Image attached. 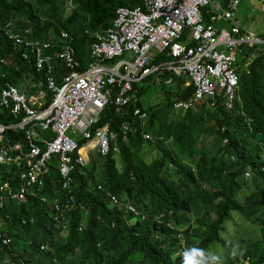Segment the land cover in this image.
Wrapping results in <instances>:
<instances>
[{
	"label": "trees",
	"instance_id": "trees-1",
	"mask_svg": "<svg viewBox=\"0 0 264 264\" xmlns=\"http://www.w3.org/2000/svg\"><path fill=\"white\" fill-rule=\"evenodd\" d=\"M68 2L73 9L66 16ZM142 5V0H0V92L6 81L27 96L47 90L44 71L36 70L30 50V59H23V50L7 35L8 24L14 33L30 30L29 40L61 48V33L71 34L83 71L92 62L95 40L91 34L109 28L119 8ZM57 49L46 54L53 55ZM163 59L158 56L154 64ZM55 64L56 82L60 83L65 67L61 60ZM238 65L239 90L232 108L219 98L197 102L186 110L176 109L179 101L192 97V88H183L184 78L167 71L158 73L146 84L136 86L137 95L131 104L119 111L113 105L105 108L93 129L109 125L116 140L107 156L95 152L85 167L75 165L70 189H62L58 159L54 158L43 188L29 194L27 202L18 204L11 198L2 201L0 191V232L7 244L0 239V264H5L3 260L12 262L15 253L26 264H73L72 257L92 264H119L114 254L126 251H139L154 264H181V258H174L180 232L190 240V246L207 249L211 243L225 245L222 221L230 211L239 210L251 220L264 208V201L260 205L238 203L234 192L243 183L247 169L264 168V46L242 47ZM170 77L173 83L166 84ZM157 82L164 97L160 102L165 106L158 102L145 105L143 94ZM137 108L147 113L145 126L134 116ZM0 121L10 123L14 119L1 115ZM124 124L129 125L128 130ZM147 134L152 140L145 138ZM5 137L12 143L23 142L24 132L8 130ZM153 154L154 158L148 159ZM17 172L15 167L0 164V187L8 179L17 180ZM56 200L67 225L65 238L61 236L64 227L55 220L58 212L51 205ZM126 206L133 207L138 215L127 213ZM100 220L106 229L115 220L118 227L94 239L101 246L98 255L86 247L93 229L89 226H96ZM255 222L264 231V213ZM116 239L121 248H114ZM249 246L252 264H264V233Z\"/></svg>",
	"mask_w": 264,
	"mask_h": 264
},
{
	"label": "built area",
	"instance_id": "built-area-1",
	"mask_svg": "<svg viewBox=\"0 0 264 264\" xmlns=\"http://www.w3.org/2000/svg\"><path fill=\"white\" fill-rule=\"evenodd\" d=\"M142 1L141 7L119 8L109 28L91 34L95 40L92 62L83 71L71 34L61 33V48L29 40L30 30L14 33L8 24L7 35L23 50V59H30V50L36 70L44 71L47 90L27 96L6 81L0 92V116L14 119L10 123L0 121V164H18L15 168L19 169L17 180L8 179L1 185L2 201L11 198L23 203L35 189L40 191L54 158L58 159L62 189H70L75 165L85 167L93 151L107 156L116 140L109 125L93 129L105 108L113 105L119 111L134 102L136 86L153 75L167 71L185 79L183 88H192V97L179 101L176 109L186 110L197 102L219 98L228 108L233 107L239 90L242 47L264 46V33L249 31L239 19L240 0ZM254 10L264 13V0ZM222 22L228 28L217 25ZM57 47L60 50L53 55L46 54ZM158 56L165 59L154 64ZM57 60L65 67L60 83L55 76ZM251 60L252 55L247 57ZM173 81V77L165 80L166 84ZM134 116L145 126L146 112L137 108ZM128 128L124 124V130ZM8 130L23 131V142L9 141L5 137ZM80 141L85 143L80 146ZM115 150L119 152L118 146ZM42 201L47 202V198L42 197ZM53 204L58 212L55 219L59 220L62 207L57 200Z\"/></svg>",
	"mask_w": 264,
	"mask_h": 264
},
{
	"label": "clouds",
	"instance_id": "clouds-1",
	"mask_svg": "<svg viewBox=\"0 0 264 264\" xmlns=\"http://www.w3.org/2000/svg\"><path fill=\"white\" fill-rule=\"evenodd\" d=\"M146 139L152 140V137L151 139L149 138ZM242 178H243L242 180L243 183L241 184L240 188L234 191L237 194V198H238L237 202L238 203L241 202L243 204H246L247 202H252V203L257 202L258 205H260V203L264 201V168H262L261 170H259L258 168L256 169L249 168L244 172ZM249 178H252V181H248ZM51 205L54 204L52 203ZM126 212L138 215V212L131 206H126ZM263 213H264V208H262V211L259 215H252V219L250 220L247 219L243 213H240L239 210L234 209L232 212L230 211L229 215L225 217L226 220L222 221V223H224L222 227L223 231L221 229V236L225 234V236H227L229 240L223 238L226 241V244L223 246L217 244L221 248L220 253H218L213 249V246L216 245V243H211L210 246L207 247V249L196 245L190 246L189 245L190 240L186 241V239H184L185 235L182 232L178 233L177 237L180 238L181 240L180 242L176 243L177 247L174 253V258H181V264H252V257L248 255V254H252L251 246H249V244L251 243L252 245V243L257 238L263 237L264 231L260 230L261 228L260 223L255 222L259 217L262 216ZM240 220L246 222L249 228L250 226H254V229L252 231L254 237L242 241H238L237 239L236 240L234 239L231 242L230 240L234 237V234L231 229L226 227V223L232 222L235 226H237V223ZM56 221L58 222L57 223L58 225L63 226L64 229L67 230V225L64 224L63 212L59 220ZM31 222H33V220H31ZM132 222H135V219L134 221L132 220L128 223L131 224ZM117 224L118 223L116 220L114 222L111 221L110 228L108 229L104 227V224H102L101 220L98 224H96V226L90 225L89 227L93 228L90 233L91 241L86 248L90 252H96L99 255V253H101L100 252L101 246L94 239H99L101 236L110 234L115 229H117L118 227ZM126 225L130 226L128 224ZM79 230L82 231V233L85 232L83 231L82 227H80ZM0 239H2V243L4 245H7L3 241V235L1 232H0ZM122 246L123 245H121V243L116 239V245L114 246V248H121ZM41 248L44 249L43 246ZM114 255L119 260V264H154L150 261L149 258H145L144 256H142V253L139 251H136L135 253L126 251L125 253L121 252L120 254H114ZM70 259L72 260L71 262L73 264H92V261L90 260L79 261L74 257ZM3 262L5 264H26L18 253L14 254V260L12 262H9V260H3Z\"/></svg>",
	"mask_w": 264,
	"mask_h": 264
},
{
	"label": "rangeland",
	"instance_id": "rangeland-1",
	"mask_svg": "<svg viewBox=\"0 0 264 264\" xmlns=\"http://www.w3.org/2000/svg\"><path fill=\"white\" fill-rule=\"evenodd\" d=\"M260 0H240V13H239V19L242 21V23L245 25V27L254 33H264V13H260L256 10H254V7L259 4ZM66 9L64 10L65 15H69L73 9V7L70 5V2L67 3ZM218 26L221 28H228L227 23H218ZM148 82V81H147ZM143 84H146L145 82ZM143 103L145 105L149 103H160L162 106H165V102H160V100L164 99L161 85L159 82L155 84H151L150 88L146 91L145 94H143ZM96 151H93L92 154H94ZM156 154H153L148 159H153ZM92 156V155H91ZM153 157V158H152ZM148 161V160H147ZM18 164L15 165L17 167ZM248 181H252V178H249ZM226 227L231 229L233 231L234 237L230 240L231 242L235 239L238 241L247 240L248 238H253L254 235L252 233L254 226L248 227L247 223L244 221H238L237 226H235L232 222L226 223ZM67 230L64 229V231L61 233V236L63 238L66 237ZM225 239L229 240L225 234L223 235ZM213 249L220 253V247L218 245H214Z\"/></svg>",
	"mask_w": 264,
	"mask_h": 264
}]
</instances>
